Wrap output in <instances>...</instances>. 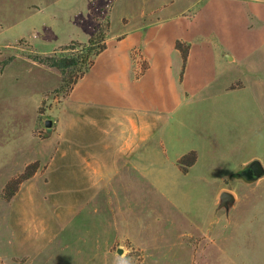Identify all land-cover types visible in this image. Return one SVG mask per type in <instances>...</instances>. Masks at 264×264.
<instances>
[{"label": "rangeland", "instance_id": "rangeland-1", "mask_svg": "<svg viewBox=\"0 0 264 264\" xmlns=\"http://www.w3.org/2000/svg\"><path fill=\"white\" fill-rule=\"evenodd\" d=\"M186 1L180 17H190L201 0ZM145 2L0 0V264H264V173L252 169L255 161L264 166V112L258 122L238 113L239 103L264 106V69L260 83L249 81L244 89L233 79L235 68L219 73L204 85L217 99L187 98L168 111L172 121L183 122L167 134L218 130L217 146L186 175L178 157L194 136L155 142L154 155L136 166L134 156L116 151L130 131L105 127L113 110L103 116L106 125L93 122L98 101L81 93L94 86L102 64L127 51L129 40L121 44L117 36L132 28L134 22L125 21H134ZM243 8L245 26L264 30V0H243ZM95 27L108 30V48L67 90L62 73L34 57L77 53L76 43L87 42ZM177 42L186 53L188 45ZM260 42L264 46V36ZM129 56L132 75L142 76L148 62L141 49L133 47ZM236 69L240 74V64ZM123 103L125 113L159 111L144 99ZM237 119L243 135L227 142L220 133ZM139 144L137 151L146 154V142Z\"/></svg>", "mask_w": 264, "mask_h": 264}, {"label": "crops", "instance_id": "crops-1", "mask_svg": "<svg viewBox=\"0 0 264 264\" xmlns=\"http://www.w3.org/2000/svg\"><path fill=\"white\" fill-rule=\"evenodd\" d=\"M171 1V4L156 6L147 0L134 21L130 18L125 21L126 23L134 22L130 30L127 32L125 30L117 36L121 44H125L128 40L130 42L125 45L127 53L123 52L121 55L123 57L121 60L126 61V65H121V60H119L121 56H113L109 62L107 60L105 64H102V70L94 76V81L91 83L95 87L87 86L85 87L87 90L81 94L84 100L88 99L94 104L98 101L93 107V112L99 117L93 119V122H97L98 127L116 124L121 132L130 131V135L127 134L120 140L116 151L118 154L125 153L132 159L134 156L132 161L136 163V166L143 156L149 157V154L153 156V148L158 144L165 145L167 141L173 140V137L180 138L181 135L183 141L194 136L195 138H191L194 144L189 147V151L196 150L198 156L196 162L184 173L186 175L191 168L198 167L202 158L206 157L207 152L205 151L208 148L212 149L214 142L217 146L218 135L216 133L214 136L213 132L215 130L218 132V130L207 126L196 135L188 129L180 135L167 134L175 127L173 123L183 122L181 118L176 119L179 113L175 114L173 119L176 120L172 121L168 111L178 110V105L187 98L195 99L196 96H202L217 99L213 91H204L207 89L204 85L216 80L219 73L232 71L233 68H235L233 79H240L242 82L239 88L244 89L249 81L259 84L262 77L259 71L264 69V62L260 59L261 54L264 53V46L260 42L264 36V30L252 33L245 26L243 18L246 12L243 8V0H201L195 3L196 9L191 12L190 17L178 16L185 12L188 1ZM173 11L176 14L175 17L167 16ZM177 41L188 45L185 60L176 46ZM133 47L140 48L148 62L144 74L137 78L130 71L129 55ZM239 64L240 74H237L236 68ZM76 88L77 86L74 91ZM89 88L94 91H89ZM102 89L109 92L104 93ZM95 91L99 94H94ZM139 99L148 101L159 111L146 114L133 110L129 113L122 112L124 101H130L132 104ZM260 107L261 105L255 101L246 107H241L239 103L238 113L244 111L246 118L251 115L250 119L258 122L264 112V106ZM107 110L108 112L113 110L114 113L109 112L113 113V117L104 124L103 116L107 114ZM235 124L234 128L229 127L220 133L227 142L237 141V136L243 135L237 133L238 130H244V128L238 129V119ZM156 130L159 132L158 136L154 134ZM182 131L181 129V133ZM140 141L146 142V154H140L137 151ZM262 167L264 170L263 165ZM235 171L236 168L231 171V174ZM224 177L225 175L222 178ZM233 199L234 195L230 200Z\"/></svg>", "mask_w": 264, "mask_h": 264}, {"label": "trees", "instance_id": "trees-1", "mask_svg": "<svg viewBox=\"0 0 264 264\" xmlns=\"http://www.w3.org/2000/svg\"><path fill=\"white\" fill-rule=\"evenodd\" d=\"M109 26L110 24L108 25V29ZM107 31L105 29H102L101 27H95L94 32L87 40V42L76 43L81 47V49H79L77 53L63 55L57 54L55 52L47 55H37L36 57H34V59L50 67L57 68L63 75L62 81L64 83L62 87L69 90L70 88H73V85L77 82V80L82 77L87 72V70H89V68L92 67L95 62L94 58H96L107 48L105 37L107 35ZM179 43L180 42H177L178 48H180ZM182 55L185 60L187 57V52H182ZM197 156L198 154L196 150H190L178 158V163L180 165H187V167H181V170L184 173H186L189 170V167L196 162ZM32 172H35V170ZM32 172L30 174H32ZM28 176H30L28 175V173L24 174L22 178H18L17 180H22L24 178H27ZM14 193L15 191L7 194L6 192H4V198L10 199L14 195Z\"/></svg>", "mask_w": 264, "mask_h": 264}, {"label": "water", "instance_id": "water-1", "mask_svg": "<svg viewBox=\"0 0 264 264\" xmlns=\"http://www.w3.org/2000/svg\"><path fill=\"white\" fill-rule=\"evenodd\" d=\"M47 124H50V121H47ZM252 169L254 170L256 175H260L264 171L262 165L258 161H255L252 164ZM221 197H223L226 200H230L232 198V194L229 192H223Z\"/></svg>", "mask_w": 264, "mask_h": 264}]
</instances>
